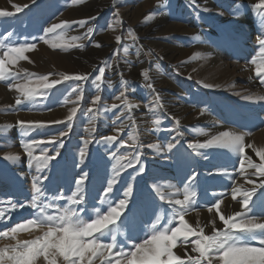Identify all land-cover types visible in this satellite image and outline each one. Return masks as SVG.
Listing matches in <instances>:
<instances>
[{"label": "rangeland", "instance_id": "rangeland-1", "mask_svg": "<svg viewBox=\"0 0 264 264\" xmlns=\"http://www.w3.org/2000/svg\"><path fill=\"white\" fill-rule=\"evenodd\" d=\"M8 1L7 12L14 15L0 17L4 20L0 25V40L12 47L34 43L35 48L24 52L26 58L8 65L12 73L19 74L16 79L0 80V209L5 212L0 230L33 218L35 209L12 210L8 202L29 203L34 193V177L47 176L39 184L48 198H42L41 203H53L54 207L49 210L52 213L57 203L61 208L70 206L66 200L55 202L50 198L57 192L69 196L82 171L89 174L84 182L85 202L79 206L86 222L95 218L96 209L106 215L109 205L116 207L119 200L125 199L123 192L131 183L133 191L126 206L118 209L119 219L109 225L118 229L117 240L125 251L134 250L130 246L144 240L153 224L160 229L179 226L169 224L176 209L159 200L153 184L161 187L166 198L183 200L185 195L189 196L184 220L197 233L203 229L204 235L211 236L226 229L220 219L222 215L233 217L237 222L264 219V210L258 206L264 198V188L259 187L264 183V175L256 167L245 161L241 170V156L226 147L200 149L201 155L188 148L189 144H203L222 133L242 135L245 154L251 157V162L264 164L257 155L258 150H264V99H261L264 83L256 75L257 65L264 59L258 43L259 38H264V9L255 7L260 0H36V4L31 1L17 2L18 5ZM237 4L241 6L239 9ZM15 6L21 11L17 12ZM154 12L158 14L150 15ZM79 20L87 23L83 27L72 24L54 33L46 31L54 23ZM148 26H152V32L145 31ZM89 28L93 29L90 35ZM124 47L128 48L127 54L122 51ZM4 50L0 49V58ZM254 59L257 64L252 63ZM100 67L105 72L97 91L93 78ZM145 70L147 80L142 75ZM26 74L32 75L26 78ZM66 75L89 77L83 83L79 100L71 91L77 82L63 80ZM43 76L48 77L49 83L61 80L51 89H40L47 92L46 99L37 96L36 102L27 101L11 87L26 83L35 87ZM247 77L254 81V87ZM122 79L127 83L122 85ZM161 82L169 85L163 89L165 95L158 91ZM122 90L124 97L115 99ZM97 94L101 100L92 104ZM17 98L21 99L20 105L15 103ZM125 99L131 108L124 106ZM112 104L119 107L111 109ZM73 107L77 108V114L71 131L60 137L59 133L67 131V117ZM87 108H93L95 115L86 113ZM18 121L45 126L35 127L24 135L16 126ZM107 136L117 139L106 143ZM60 139L64 146L59 149L60 155L55 156ZM86 139L91 143L81 163L79 151ZM33 140L42 141L32 146L33 156L45 153L55 156L39 173L36 162L29 159L22 146V141L31 144ZM153 144L159 145V150L149 147ZM168 145L173 146L170 151ZM137 153L140 163L128 167V160ZM8 156L19 158L9 160ZM120 157L125 159L117 164ZM141 164L144 172L137 174L134 181L130 180ZM114 165L120 168V175L113 192L106 197L108 202L101 204L107 182L114 175ZM198 169V180L189 184ZM225 171L227 176L222 174ZM241 179L244 182L240 184ZM253 186L256 188L254 201L245 209L243 199L237 194L234 198L233 190L240 187L244 192ZM193 192L195 196L191 195ZM223 200L241 202V205L224 209ZM215 203L220 205V214L217 211V220L211 222L206 215L217 210ZM236 213L242 215L238 217ZM41 235L39 228L29 226L8 237H0V248ZM196 238L192 235L187 243L178 239L176 243L183 247L193 244L188 250L173 249L174 255L184 260L188 256L198 257L199 253L192 251ZM103 240L110 242L107 236ZM252 244L259 246L258 241ZM37 264H45L43 258ZM93 264H100V259H94ZM212 264L220 262L213 258Z\"/></svg>", "mask_w": 264, "mask_h": 264}, {"label": "snow or ice", "instance_id": "snow-or-ice-1", "mask_svg": "<svg viewBox=\"0 0 264 264\" xmlns=\"http://www.w3.org/2000/svg\"><path fill=\"white\" fill-rule=\"evenodd\" d=\"M33 4H36V0H32ZM38 7V5H37ZM241 6L236 5L239 9ZM258 9H264V0H260V4L255 6ZM17 12L21 11L19 6H16ZM207 11V9H204ZM158 13H151L150 15L155 16ZM14 13L7 11H0V17H10ZM118 15V13H117ZM264 18V15H262ZM264 20V19H262ZM87 23L86 20L64 21L60 24H52L46 31L47 33H54L57 29H62L65 27H71L72 24H77L83 27ZM93 32L92 28L88 29V35ZM12 33H9L11 36ZM75 39V37L73 38ZM117 42L120 41V37H117ZM258 43L260 45V53L264 54V38H259ZM97 47L100 45L97 44ZM143 47L142 45L140 46ZM29 48H35V44H22L17 47H12L5 45V43L0 40V49H6L2 52V58H0V80H7L8 78L16 79L19 74L12 73L8 68L9 64H13L20 59H24V52ZM122 51L127 54L128 48L124 47ZM116 53L114 52L113 55ZM253 64H257V61L252 60ZM105 68L100 67L99 73L93 78V85L100 90V81L104 76ZM32 74H26V78H30ZM145 80L148 79L147 70L142 72ZM256 75L260 77L261 82L264 83V59L260 61L256 68ZM190 78V77H189ZM63 80H75L77 83L71 89L72 93L77 95V100H79L83 95V83L87 82L89 77L87 75H75V76H63ZM39 83L35 87H29V84H13L11 87H15L17 91L21 93L25 100L36 102L37 96H42L47 98V92H41L40 89L48 90L53 88L55 85L61 83V80H56L51 83L48 82V77L43 76L39 78ZM122 85L127 82L123 79L121 80ZM205 87H211V85L205 84ZM147 87L152 89V85L148 84ZM154 91V89H153ZM125 92L122 90L115 99L119 100L124 97ZM245 99H250V97H245ZM264 99V97H261ZM101 100L99 94L95 95L94 99L91 101L92 104ZM158 100V96H157ZM16 105L21 104V99L17 98L15 101ZM123 104L127 108H131L132 105L129 104L128 100L125 99ZM119 107L116 104L111 105V109H116ZM86 113H91L95 115V110L93 108H87ZM77 114V108L73 107L67 117V131L59 133L60 137L68 135L71 131L73 118ZM54 123H62V121H55ZM159 123V121H155ZM179 124V121H176ZM16 126L21 129L22 134L26 135L35 127H44L43 124H34L31 122L18 121ZM116 136H107L104 138V142L112 143L116 141ZM42 141L33 140L31 144L23 142L22 146L24 150L28 153L29 159L34 160L37 164V172H42L48 167L51 160L55 159V156L60 155L59 149L64 146L62 139L59 143L56 141H49L50 143H56L55 156H48L46 153L43 156H33L32 146L41 143ZM83 147L79 151L80 162L83 163L86 148L91 140H83ZM123 146V142L119 145ZM226 147L231 149L233 152L241 156L239 161L240 168L243 170L244 163L247 161L250 166L256 167L258 173L264 175V164L255 165L251 162V157L245 154V144L244 137L242 135H234L231 133H222L221 136L215 137L212 140H208L206 143L200 144H189L188 148L196 155H201L200 149H206L211 147ZM149 147L159 150V145L153 144ZM173 146L168 145L169 151ZM247 147H252L248 145ZM113 157L116 153L113 152ZM257 155L264 160V150H258ZM19 157L8 156L9 160H16ZM125 159V157H120L117 160L119 164L120 160ZM134 163H140V156H133L128 160L127 166L132 167ZM122 167V166H121ZM114 175L112 179L107 182L106 189L104 190L103 196L100 198L101 204L107 203L108 194L113 192V185L117 182V178L120 175V168L113 166ZM144 167L136 169V173L130 177V180H135L136 175L143 173ZM227 176V171L222 173ZM47 176L41 177L37 175L34 177V193L32 199L29 203L19 204L8 203L11 205L12 210L18 208L30 207L35 209L33 218L26 219L24 222L17 223L14 227L8 230H0V237H8L12 233H16L20 229H25L29 226H35L39 228L43 235L37 236L33 240L18 241L15 246L0 248V264H37V262L43 258L45 264H93V260L99 258L100 264H212L213 258L218 259L220 264H264V223L255 222V218L251 220L242 219L241 222H237L233 217L225 218L223 215L220 219L227 226L226 229L222 231H216L211 236L204 235L203 229H200L197 233L195 229L188 226L184 220V214L188 211L189 196L185 195L184 199H171L166 198L161 187L157 184H153L152 188L158 194V198L162 202H167L172 208H175V213L170 217L169 224L178 223L179 226L175 227H165L160 229L156 224L151 227L150 233L145 235L142 243H135L131 246L134 250L125 251L124 247L117 240L118 229L110 228L109 225L115 224V221L120 217V211L127 203V199L132 194V185L128 184L126 190L123 192L125 199L119 200L116 207L109 205L108 213L101 214L98 209H96L95 218L91 222H86L81 216L82 208L79 206L83 205L85 202L84 196V182L89 179L88 172H83L79 179L74 181V190L71 194L65 197L63 192H57L50 199L55 202L61 200H66L70 205L69 207H60L58 203L55 206V211L50 213V209L54 207L53 203H41V199L45 198V194L42 192V188L39 184L43 180H46ZM196 180V175L193 174L189 179V184ZM251 183V181H249ZM188 186V185H186ZM260 188H264V183L259 185ZM239 189L233 190V196L239 192ZM243 206L248 209V205L252 202V197L256 195V188L251 190H245L243 193ZM195 196V192L191 193ZM176 206H180L176 208ZM214 206L219 209V203H215ZM258 206L264 210V198H262ZM119 209V210H118ZM211 210V209H210ZM241 213H236V216H241ZM245 217L247 213L243 214ZM178 217V220H177ZM10 218V216L8 217ZM5 220V212L0 209V221ZM129 220V218H126ZM238 230V231H236ZM196 235L194 242V247L192 251L199 253L198 257L188 256L186 260L182 259L180 256L174 255L173 247H175L178 239L182 243H187L188 238L192 235ZM150 235V239L148 236ZM109 237L110 242H104V237ZM14 238V237H13ZM258 241L259 246H253L252 242Z\"/></svg>", "mask_w": 264, "mask_h": 264}, {"label": "bare ground", "instance_id": "bare-ground-1", "mask_svg": "<svg viewBox=\"0 0 264 264\" xmlns=\"http://www.w3.org/2000/svg\"><path fill=\"white\" fill-rule=\"evenodd\" d=\"M11 1H14V2H16V4L18 5V3L17 2H20V4H21V2L22 3H28V2H31L32 0H11ZM15 4V3H14ZM13 6V5H12ZM8 7H9V1L8 0H0V10L1 11H8L7 9H8ZM219 7V6H218ZM15 8H16V6H15ZM12 10V9H11ZM13 11H14V8H13ZM73 16V15H72ZM2 18V17H1ZM0 18V19H1ZM71 18V17H70ZM94 21V20H93ZM4 22V20L2 21V20H0V25L2 24ZM94 26V25H93ZM152 30V26H148L146 29H145V31H147V32H152L151 31ZM58 40V39H57ZM45 49V48H44ZM46 50V49H45ZM210 60H212V59H210ZM201 61V60H200ZM214 61H215V59H214ZM217 61H218V59H217ZM210 63V62H209ZM216 63V62H215ZM217 64V63H216ZM24 65H27V64H24ZM24 67H26V66H24ZM114 71V70H113ZM113 76V75H112ZM246 80H248L249 81V83L252 85V87H254L255 85H254V81H251L248 77L246 78ZM114 82V81H113ZM152 82V81H151ZM160 82V81H159ZM157 83V82H156ZM168 84L166 83V82H161L160 84H159V89L160 90H158V91H160V93L161 94H166L165 93V91L163 90V89H166V88H168V86H167ZM153 87V86H152ZM250 87V86H249ZM257 87V86H256ZM2 89V88H1ZM259 89V88H258ZM1 91H3V90H1ZM157 91V92H158ZM252 91H254V90H252ZM255 91H257V90H255ZM160 94V95H161ZM130 128V127H129ZM204 128V127H203ZM229 130V129H228ZM213 131V130H212ZM208 134V133H207ZM198 173H199V169H198V171H196L194 174L196 175V180H198V177H197V175H198ZM241 182H244V179H241L240 180V184H241ZM199 186V185H198ZM200 187H202L201 185H200ZM254 187V186H253ZM258 187V186H257ZM240 188V187H239ZM238 188V189H239ZM244 189V188H243ZM243 189H239L240 191L239 192H237L236 194L237 195H240L239 197L240 198H242L243 199V192H242V190ZM248 190H251V189H248ZM197 191V190H196ZM242 192V193H241ZM253 199L255 198V196H253L252 197ZM229 201V200H228ZM227 200H223L222 201V207L224 208V209H227V208H229V206H234V207H239L240 205H241V202H238V204H235V203H233V202H228ZM252 201H254V200H252ZM243 202V201H242ZM171 208V207H170ZM192 208V207H191ZM220 208V207H219ZM259 209H260V207H259ZM215 210V209H214ZM217 211H218V215L220 214L219 213V211H220V209H217L216 211H214L210 216H207L206 215V218H207V220H209V221H211V222H214V221H216L217 220ZM258 216V215H257ZM189 217V216H188ZM192 217V216H191ZM195 217V216H194ZM258 217H260V216H258ZM157 219V218H156ZM159 219V218H158ZM252 218H250V219H247V220H251ZM189 220V219H188ZM194 220V219H193ZM255 222H257V223H264V219H259V218H255ZM189 226V225H188ZM191 226V225H190ZM191 237V236H190ZM143 242V240L141 241V240H138V243H142ZM191 244H193V243H190V244H186L184 247L183 246H181V244H177L176 243V245H175V247H173V249L174 250H177V251H181V250H183V249H187L188 247H190L191 246ZM130 246V245H129ZM131 247V246H130ZM183 247V248H182ZM188 250V249H187Z\"/></svg>", "mask_w": 264, "mask_h": 264}]
</instances>
